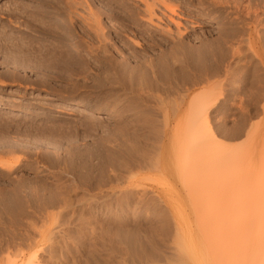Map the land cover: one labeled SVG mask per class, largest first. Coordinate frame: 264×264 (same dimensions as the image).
Wrapping results in <instances>:
<instances>
[{"label": "rangeland", "instance_id": "obj_1", "mask_svg": "<svg viewBox=\"0 0 264 264\" xmlns=\"http://www.w3.org/2000/svg\"><path fill=\"white\" fill-rule=\"evenodd\" d=\"M246 2L0 0V49L18 41L35 49L61 48L83 60L84 69L74 77L59 78L27 66L14 67L0 57V104L12 108L11 112L0 110V238L30 234L35 241H42L41 264H249V256L255 252L245 247L250 237L259 233L238 231L243 237L229 230L232 224L244 227L264 214V195L260 193L264 186V48L258 50L256 58L250 51L244 52L248 45L244 46L240 58H229L233 76L220 74L221 78L204 81L207 86L203 82L196 88L184 84V90L179 91L174 83L176 90L172 85L169 95L143 88L138 91L143 96L141 104L134 100L132 90L124 94L119 88L102 87L100 81L113 63L116 68L134 66L141 69L139 73L154 65L153 71L165 76V68L159 66H165V56L174 54L181 44L185 47L188 41L189 45L198 44L200 38L217 45L221 52H227L223 42L232 40L228 45L235 49L233 42L247 40L252 32V37L259 36L264 44V7L258 6L260 10ZM151 6L154 12H149ZM251 9L259 13L251 16ZM89 10L104 29L101 37L86 20L91 18ZM245 13L249 14L248 22ZM256 14L260 19L254 23ZM70 20L71 27L67 25ZM46 25L57 32L48 29L45 33ZM237 28H243L239 32L244 33L237 40L227 36ZM60 29L66 37L60 36ZM216 40L219 44H214ZM240 59H244L242 65ZM104 60L109 65L104 66ZM185 89L194 94L201 89L212 91L220 100L209 112L212 134L206 139L209 142L200 141L202 146L191 140L194 131L188 132L189 139H181L184 143L188 139V146L174 140L173 133L183 132V126L193 127V114H187V105L178 107ZM174 90L178 96L171 92ZM153 93L150 105L146 96ZM155 95L163 100L155 99ZM63 99L89 110L62 105ZM125 100L134 108H127ZM158 101L174 103L175 109L168 105V126L163 111H155ZM143 107H147L146 113ZM16 110L23 113L16 114ZM188 118L191 123L185 125ZM223 159L231 164H222ZM238 185L243 188L237 189ZM47 198L51 204L38 211V199ZM33 227L41 235L34 234ZM238 246H244V252ZM10 257L20 259L17 253Z\"/></svg>", "mask_w": 264, "mask_h": 264}, {"label": "bare ground", "instance_id": "obj_2", "mask_svg": "<svg viewBox=\"0 0 264 264\" xmlns=\"http://www.w3.org/2000/svg\"><path fill=\"white\" fill-rule=\"evenodd\" d=\"M244 1H247L249 4H250V6L251 7H253V6H256V7H258V6H263L264 7V0H235V2H244ZM233 2V1H232ZM246 2V3H247ZM230 3H231V1H230ZM229 3V6L230 5H232L233 3H231L230 4ZM249 4H247V5H249ZM241 5H243V4H241ZM223 6H225V5H223ZM175 7V6H174ZM241 7V6H240ZM248 7V6H247ZM246 7V8H247ZM251 7H249V8H251ZM263 7H261V8H263ZM169 11H171L172 13H174L175 12V9L173 8V7H166ZM232 8V7H231ZM236 8V7H235ZM259 8V7H258ZM257 8V9H258ZM233 9H234V4H233ZM242 9H243V6H242ZM244 9H245V6H244ZM248 9V8H247ZM253 9V8H252ZM252 9H251V11H252ZM255 9V8H254ZM260 9V8H259ZM264 9V8H263ZM148 10H149V12H152L153 11V7L151 6L150 8H148ZM261 10V9H260ZM236 11V10H235ZM240 11V10H239ZM249 11L250 10H248L247 12L249 13ZM263 11V10H262ZM261 11V12H262ZM89 14H91L90 16H91V18L90 19H86V20H89V22H90V25H94L95 26V29L94 28H92L94 31L97 29L98 30V32H96V34L98 35L99 34V37H101V32H103L104 31V29H102L101 28V25H100V21H99V19L98 18H96V16L94 15V13H92V10H89ZM154 12V11H153ZM241 12V11H240ZM239 12V13H240ZM242 12H243V10H242ZM244 12H246L245 10H244ZM253 12V11H252ZM254 12H256V11H254ZM250 13V14H252L251 16H254V14L255 13ZM236 13V12H235ZM247 13V14H248ZM256 13H259V11L258 12H256ZM262 13H264V12H262ZM237 14H238V12H237ZM246 14V13H245ZM244 14V15H245ZM247 14H246V21L249 19V16H247ZM152 15H154V14H152ZM249 15V14H248ZM258 14H256V16H257ZM260 15H261V13H260ZM263 15V14H262ZM242 16V15H241ZM241 16H240V18H241ZM250 16V17H251ZM264 16V15H263ZM263 16H261V17H263ZM258 17V16H257ZM257 17H253L254 19H256ZM260 17V16H259ZM257 18L256 19V21L254 22V23H257L258 22V20L260 19V18ZM248 18V19H247ZM252 18V17H251ZM250 18V19H251ZM237 19V23H238V19H239V17L238 18H236ZM242 19V18H241ZM152 20V19H151ZM151 20H149V22H151ZM263 20H264V17H263ZM262 20V21H263ZM245 21V22H246ZM251 21H252V19H251ZM251 21H250V23H251ZM242 22H244V19H242V21H241V23ZM248 22V21H247ZM253 22V21H252ZM261 22V21H260ZM66 23V22H65ZM236 23V24H237ZM240 23V22H239ZM262 23V22H261ZM87 24H88V22H87ZM67 25H69L70 27H71V25H72V21L70 20L68 23H67ZM89 25V24H88ZM238 25V24H237ZM241 25V24H240ZM239 25V26H240ZM247 25V24H246ZM255 25V24H254ZM254 25H253V27H254ZM261 25V24H260ZM49 26H51V25H49ZM48 25H46L45 27V29H44V32L45 33H47L49 30H52V31H50V32H54V31H56L57 32V30H54L53 31V29H51L50 27H49ZM244 26V25H243ZM242 26V27H243ZM264 25H262V27H263ZM52 27V26H51ZM68 27V26H67ZM91 27V26H90ZM248 27V26H247ZM258 27H260V26H258ZM238 28H240V27H238ZM237 28V29H238ZM244 28V31H246L245 30V27H243ZM243 28L242 29H238L237 31L235 30L232 34H229V35H227L228 37L229 36H233V37H235L236 38V40L238 39V36H241V35H243L244 33H242L241 34V32H239L240 30H243ZM49 29V30H48ZM71 29V28H70ZM236 29V28H235ZM249 29V28H248ZM61 30V29H60ZM96 30V31H97ZM258 30V29H257ZM256 30V31H257ZM63 30H61V32H62ZM49 32V33H50ZM59 32V34H60V36H61V34L62 35H65V37H66V34L64 33V31L61 33L60 31H58ZM247 33H248V31H246ZM258 32V31H257ZM257 32H255V35L257 34ZM104 33V32H103ZM260 34H258V35H262L263 33H261V32H259ZM252 34H254L253 32L252 33H249V37L247 38V40H244V39H242V40H240V38H239V40H237V41H235L234 39V41L235 42H233L236 46H238L237 48H236V46H234V44H233V46L235 47V49H233L232 48V45H228L229 44V42H232V40L229 38V40H231V41H229V42H226L225 40H226V38H225V40L224 39H222V40H224L225 42H223L224 43V48H226L227 49V52H221L220 51V49L217 47V45L215 46H213L212 45V43L211 44H208L207 43V41H205L204 42V40H202L201 38H200V40H199V43L197 44V43H194V44H188L190 41H188L187 42V44H186V49H185V47L183 46V44H181V46L176 50V48H175V50H174V54H172L171 52L169 53V56H165V57H167L165 60L164 59H162V61L164 62V67L162 66L163 65V63H162V65L161 64H159V66H161L162 67V69H164L165 70V76H159L158 74H157V71H153L154 70V65L152 66L151 64H149V65H151V68L149 67V66H147L146 67V69L147 68H150V69H147V70H145V71H143V72H140L139 73V71L141 70H136L137 68H135V69H133V67L134 66H132V68L130 67L129 68V63H128V67H118V68H116V67H113V65L115 64V63H113L112 64V66L111 65H109L107 62H108V60H104V61H106V63L104 64V66L105 65H109V67L108 68H106L105 69V73H103V74H105V76H104V78L102 79V80H100L102 83H101V85H102V87H112V88H119V89H121V90H123V92H124V94L126 93V91L128 90V89H130V90H132L134 93H135V96H134V100L136 101V100H139V99H142L143 100V96L142 95H140V93H138V91H140V90H142L143 88H146L145 90H147V91H149L150 90V92L151 91H153V90H156V91H160L161 92V90L163 91V93H169L170 92V90H172L174 87L176 88V85H177V88H178V90L180 91L182 88H183V90H184V88H185V85H187V86H192V87H194V88H196V87H198L199 85H201L202 84V82L205 84V86H207V85H209V84H206L207 82L209 83V80H213V79H211V78H221V77H218V75H220V74H223V73H225V74H223V75H226V76H231V74H232V76H233V73H232V68H234V67H232V63L230 62V60L233 58V59H235L236 57L238 58L239 56H242V54L240 53L241 52V49L243 48L244 49V46H246V45H248V48H249V50H248V48L246 49V47H245V50H243L244 52H247V51H250L251 53H252V55L254 56V57H258L259 56V53H258V50L260 51L262 48H264V44H263V40H261V38L258 36V37H252ZM247 34H245V36H246ZM254 35V36H255ZM264 35V34H263ZM244 36V37H245ZM63 37L64 36H62V39H63ZM71 37V36H70ZM99 37L97 36V38L99 39ZM263 37V36H262ZM73 38V37H72ZM242 38V37H241ZM264 38V37H263ZM68 39V38H67ZM75 41L77 40L76 38H73ZM70 40H71V38H70ZM192 40V39H191ZM198 40V39H197ZM228 40V39H227ZM73 41V40H72ZM71 41V42H72ZM245 41H247V44H243ZM77 42H79L78 40H77ZM196 42V41H195ZM217 42V43H216ZM216 42H214V44H219L218 43V40H216ZM220 42V41H219ZM7 45H4L1 49H0V57L1 58H3V59H5V61L7 62V63H9L10 65H12V66H14V67H22V68H24L25 66H27V67H29V68H31V69H34V70H41V71H43V72H45V73H47L48 75H54V76H56V77H74L75 75H77L78 73H80V71H83L84 69H83V67L81 66L82 65V62L81 61H83V60H81V61H79L74 55H71L70 53H68L67 51H64V50H62L61 48L60 49H58V48H55V49H51V48H49V49H45L44 47H41L40 49H35V48H33V47H31V46H25V44L22 42V43H20L19 41L18 42H16V43H11L12 45H9V42L8 43H6ZM75 44L77 45V44H79V43H76L75 42ZM221 44V43H220ZM135 46H138L137 44H134ZM178 44H176L175 46H177ZM78 46V45H77ZM220 46H222V45H220ZM226 46H228V47H226ZM222 50H226V49H223V47L221 48ZM182 50L184 51V52H182ZM219 50V54H218V51ZM93 51H95V50H93ZM172 51H173V49H172ZM242 51V52H243ZM93 53V52H92ZM179 53H181L180 55H178ZM171 54V55H170ZM241 54V55H240ZM239 55V56H238ZM243 55H245V54H243ZM164 56V55H163ZM247 56H249V55H247ZM164 57V58H165ZM235 57V58H234ZM245 57V56H244ZM161 58H163V57H161ZM229 58H231V59H229ZM240 58V57H239ZM246 58V57H245ZM263 58V57H262ZM103 59V58H102ZM101 58H100V60H102ZM242 60H244V59H242ZM242 60L240 59L239 61H240V64H241V62H242ZM248 60H250V59H248ZM110 61V60H109ZM161 61V60H160ZM246 61V60H245ZM103 62V61H102ZM159 62V61H158ZM235 62V61H234ZM233 62V63H234ZM110 64H111V62H109ZM160 63V62H159ZM236 63H238V62H236ZM235 63V64H236ZM244 63V62H243ZM84 64V63H83ZM86 64V63H85ZM103 64V63H102ZM158 64V63H157ZM234 64V65H235ZM245 64V63H244ZM243 64V65H244ZM253 64V63H252ZM117 65V64H116ZM156 65V64H155ZM237 65V64H236ZM239 65V64H238ZM237 65V66H238ZM242 65V64H241ZM254 65V64H253ZM256 65V64H255ZM258 65H259V63H258ZM103 66V65H102ZM251 66V65H250ZM249 66V67H250ZM87 67V66H86ZM107 67V66H106ZM154 67V68H153ZM245 67H247V66H245ZM259 67V66H258ZM145 68V67H144ZM235 68H236V66H235ZM157 69H159V68H157ZM161 69V68H160ZM161 69V70H162ZM237 69V68H236ZM238 69H240V68H238ZM251 69V68H250ZM255 69H256V67H255ZM142 70H143V68H142ZM164 70H163V72H164ZM235 70V69H234ZM233 70V71H234ZM258 70V72H259V69H257ZM257 70L255 71V73L257 72ZM160 71V70H159ZM236 71V70H235ZM234 73H236V72H234ZM162 74V73H161ZM160 74V75H161ZM258 73H256L255 74V76L254 77H256V75H257ZM163 75V74H162ZM258 76V75H257ZM210 78V79H209ZM216 78V79H217ZM223 78H224V80H225V78L226 77H224L223 76ZM257 78V77H256ZM252 79H254V78H252ZM234 80V79H233ZM233 80H231V81H233ZM204 81H207L206 83L204 82ZM213 82V81H212ZM220 82V81H219ZM230 82V81H229ZM234 82V81H233ZM100 83V82H99ZM176 84L175 86L173 85V84ZM221 83V82H220ZM219 83V84H220ZM185 84V85H184ZM217 84V83H216ZM227 84V83H226ZM225 84V85H226ZM229 84V83H228ZM230 84H231V82H230ZM234 84V83H233ZM254 84V83H253ZM172 85H173V88H172ZM213 85H215V84H213ZM218 85V84H217ZM232 85V84H231ZM184 86V87H183ZM204 86V87H205ZM220 85H218V87H219ZM222 86V85H221ZM201 87H203V85L201 86ZM200 87V88H201ZM211 87H212V83H211ZM174 88V89H175ZM191 88V87H190ZM215 88H216V85H215ZM224 88H225V86H224ZM213 89V88H212ZM218 89V88H217ZM144 90V91H145ZM176 90V89H175ZM171 91L172 93L173 92H177V91ZM182 90V91H183ZM186 91V93H188V95L187 96H185L186 95V93H185V95L183 96L184 98L182 99L181 97H179V98H181V101H179V102H181V103H179L178 101H177V103L176 104H178L179 106L178 107H180V108H182V107H184L185 105H187V114H193L192 115V117H191V120H193V123H191V121H190V123L191 124H193L192 126L193 127H191L190 125H188V128L190 127L191 128V130H188V128H187V125L186 124H190V123H188L189 122V118L185 121V122H187V123H185V125L186 126H183V127H185V128H183V132H185V134L183 135V132H182V130H181V132H175V133H173L174 134V140H178L179 141V139H180V141H182L181 139H183V138H188L189 139V136H190V134L191 133H189L188 134V132H191V131H194V135H192V139L191 140H194V141H198L197 143H199L201 146H202V143H200V141H202L203 142V144L205 143V140L208 138V139H210L211 137H210V135L212 134L211 133V127L209 126V115H210V111H212V110H214L215 109V107H217V102H218V100H219V98H218V96H216V94L214 93V92H212V91H206V90H203V89H201L202 91H200L199 93L197 92V94L195 93H193V91H190L189 89H185ZM210 90V89H209ZM216 90V89H215ZM219 90H221V88L219 89ZM222 90H223V86H222ZM247 90V89H246ZM113 91V90H112ZM115 91V90H114ZM182 91H181V94H182ZM232 91V90H231ZM230 91V92H231ZM242 90H240V91H236V92H239V94H240V92H241ZM116 93H118L117 91H115ZM122 92V93H123ZM155 92V91H154ZM225 92V91H224ZM234 92V91H233ZM243 92V91H242ZM245 92V91H244ZM261 93L263 92V90L262 91H260ZM145 93V92H144ZM149 92H147V94H148ZM152 93V92H151ZM174 93V94H175ZM232 93V92H231ZM245 93H247V92H245ZM249 93V92H248ZM253 93V92H252ZM259 93V92H258ZM123 94V95H124ZM127 94H128V92H127ZM142 94V93H141ZM173 94V95H174ZM224 94V93H223ZM242 94V93H241ZM244 94V93H243ZM250 94H251V92H250ZM264 94V93H263ZM118 95V94H117ZM122 95V96H123ZM131 95V94H130ZM130 95H127V96H129V97H131ZM153 95H154V93L152 94V95H147L146 96V98H147V102L148 103H150V102H152L153 103V101H151L152 99H154V97H153ZM169 95V94H168ZM172 95V94H171ZM176 95L178 96V94L176 93ZM175 95V97L177 98V96ZM221 95H222V93H221ZM237 95H238V93H237ZM119 96V95H118ZM121 96V97H122ZM126 96V97H127ZM155 96H158V95H155ZM165 97H166V94L164 95ZM224 96V95H223ZM223 96L221 97V98H223ZM259 96V95H258ZM125 97V98H126ZM168 97H170V96H168ZM174 97V100L176 99ZM52 99L51 100H55V98H53V97H51ZM138 98V99H137ZM161 97L160 96H158V97H155V99H160ZM171 98V97H170ZM169 98V99H170ZM178 98V99H179ZM189 98V101H187V99ZM250 98H251V96H250ZM255 98V97H254ZM257 98V97H256ZM255 98V99H256ZM259 98V97H258ZM129 99V98H128ZM131 99H133L132 97H131ZM162 99V98H161ZM160 99V100H161ZM168 99V100H169ZM252 99H253V97H252ZM261 99V98H260ZM126 100H127V98H126ZM125 100V101H126ZM134 100H133V102H134ZM163 100V99H162ZM171 100V99H170ZM169 100V101H170ZM173 100V99H172ZM254 100V99H253ZM129 101H130V99H129ZM166 102H168L167 101V98H166V100H165ZM255 101H257V99L255 100ZM254 101V102H255ZM65 102V103H64ZM121 102V101H120ZM122 102H123V100H122ZM127 102V104L126 103H124L125 105H127V108H130L131 106H133V105H131L130 107L128 106V101H126ZM133 102H131V104L133 103ZM139 102H140V100H139ZM170 102H172V101H170ZM219 102H220V100H219ZM218 102V103H219ZM60 103L62 104V105H66V103L67 104H69V105H74V106H78L79 108H85V107H82V105H81V103H76V102H73V101H64V99L63 100H61L60 101ZM130 103V102H129ZM137 103V102H136ZM143 103V102H142ZM121 104V103H120ZM140 104H141V102H140ZM155 104V106L154 107H158L159 108V106H160V109H158L157 108V110L155 109V111H163L162 112V114H164L163 116L165 117L164 119H165V122H166V126H168L169 125V119H170V115H169V113H168V111H167V109L169 108V107H171L172 106V108H174V106H173V104L172 103H164V102H162V101H158V104H156V103H154ZM176 104H175V106H176ZM244 104V103H243ZM254 104V103H253ZM124 105V106H125ZM134 105H136L135 103H134ZM143 105V104H142ZM142 105H140V106H142ZM146 106L148 105L147 103L145 104ZM150 105H151V103H150ZM156 105H158V106H156ZM168 105H169V107H168ZM222 105H224V104H222ZM246 105V104H245ZM249 105H250V103H249ZM122 106V105H121ZM247 106H248V104H247ZM123 107V106H122ZM121 107V108H122ZM138 107V106H137ZM148 107V106H147ZM147 107H143V113H146L145 111H144V109L145 108H147ZM152 107V106H151ZM220 107H221V105H220ZM223 107V106H222ZM242 107V106H241ZM246 107V106H245ZM249 107V106H248ZM250 107H252V106H250ZM249 107V108H250ZM257 107V106H256ZM133 108H134V106H133ZM140 108H142V107H140ZM150 108V107H149ZM153 108V107H152ZM247 108V107H246ZM14 109V108H13ZM86 109V108H85ZM132 109V108H131ZM139 109V108H138ZM175 109V108H174ZM219 109V108H218ZM224 109V108H223ZM230 109H233V108H230ZM0 110L1 111H4V113L5 112H11L12 111V108H9V107H7V106H4V105H1L0 104ZM15 110V109H14ZM89 110V108L88 109H86V111H88ZM119 110V109H118ZM141 109H139V111H140ZM154 110V109H153ZM170 110V109H169ZM177 110H178V108H177ZM86 111H85V113H86ZM123 111V110H122ZM125 111V110H124ZM129 111H131V110H129ZM139 111H137V113L139 112ZM147 112L148 111H151V110H149V109H147L146 110ZM16 114H21V112L23 113V111H21V110H16V111H14ZM165 112V113H164ZM153 113H155L156 114V112H154L153 111ZM159 114H160V112H158ZM171 113H173L172 111H171ZM123 114V113H122ZM140 114H141V111H140ZM148 115H149V113H147ZM173 114H175V113H173ZM185 114H186V112H185ZM125 115V114H124ZM138 115V114H137ZM154 116V114H151L150 113V116ZM172 115V114H171ZM16 116H18V115H16ZM152 116V117H153ZM156 116H158V114L156 115ZM156 116H154V117H156ZM174 116V115H173ZM120 117H122L121 115H120ZM127 117V116H126ZM151 117V118H152ZM172 117V116H171ZM188 117V116H187ZM128 118H130V117H128ZM148 118H150V117H148ZM184 118H186L185 116H184ZM125 120V119H124ZM133 120H134V118H133ZM150 120V119H149ZM151 120H153V118L151 119ZM172 120V119H171ZM137 121V120H136ZM155 121V122H154ZM154 124L157 122V120H156V118L154 119ZM127 122V121H126ZM125 122V123H126ZM130 122H131V120H130ZM152 122V121H151ZM121 123V122H120ZM129 123V122H128ZM128 123H126L125 125L127 126V124ZM138 123V122H137ZM152 124V123H151ZM150 124V125H151ZM153 124V125H154ZM129 125V124H128ZM132 125V124H131ZM135 125H137L136 123L133 125V126H135ZM153 125H151V126H153ZM156 125H157V123H156ZM156 125H154L155 127H156ZM128 127H130V126H127V128ZM155 127H153V128H155ZM158 127V126H157ZM157 127H156V129H157ZM126 128V127H125ZM126 128V129H127ZM166 128V127H165ZM193 128V129H192ZM206 128L208 129V131L206 132ZM123 129H124V127H123ZM178 129V128H177ZM125 130V129H124ZM123 131V130H122ZM127 131V130H126ZM158 132V131H157ZM206 132V133H205ZM135 133V132H134ZM211 133V134H210ZM188 135V137H187V135ZM209 134V136L207 137L206 135H208ZM127 135V134H126ZM128 136V135H127ZM213 136V135H212ZM129 137V136H128ZM187 139V140H188ZM187 140H186V142H187ZM177 141V142H178ZM178 142V143H184L183 141L182 142ZM190 141V140H189ZM188 141V142H189ZM206 141H210V140H206ZM172 142H174V141H172ZM176 142V146L178 145V143ZM186 142L184 143V144H186ZM208 142H206L207 144H208ZM213 142H214V140H213ZM214 143H216V142H214ZM214 143H213V145H214ZM210 144V143H209ZM217 144V143H216ZM187 145V144H186ZM186 145H184V146H186ZM189 145V144H188ZM187 145V146H188ZM212 145V146H213ZM180 146H181V144H180ZM188 148V147H187ZM183 149H185V147H183L182 148V150ZM129 150H132V149H129ZM175 150V149H174ZM176 151H177V148H176ZM184 151V150H183ZM184 153V152H183ZM131 155V154H130ZM187 155V154H186ZM185 155V156H186ZM187 157V156H186ZM225 158V157H224ZM232 158V157H231ZM140 160V159H139ZM221 160V159H220ZM220 160H218V161H220ZM223 160H225V159H223ZM227 160L228 159H226L225 160V163H222V164H226V162H227ZM232 160V159H231ZM222 161V160H221ZM178 162H176V164H177ZM181 163V162H180ZM184 163V162H183ZM228 163V162H227ZM229 163H230V161H229ZM228 163V164H229ZM234 163V162H233ZM236 163V162H235ZM238 163V162H237ZM236 163V164H237ZM139 164V163H138ZM231 164V163H230ZM183 165H186L185 163L183 164ZM238 165H239V163H238ZM235 166V165H234ZM182 167V166H181ZM232 167V166H231ZM240 167V166H239ZM183 168H186L185 166L183 167ZM176 169V168H175ZM250 169V168H249ZM178 170V169H177ZM239 170H240V168H239ZM261 170V169H260ZM186 171V170H185ZM250 171V170H249ZM182 172V171H181ZM248 172V171H247ZM252 172V171H251ZM250 172V173H251ZM239 173H241V172H239ZM249 173V175H253L255 172L253 171L252 173L253 174H250ZM184 174H186V173H184ZM234 176V175H233ZM245 175H242V177H244ZM247 176V175H246ZM246 176H245V178H246ZM254 176V175H253ZM235 177V176H234ZM238 177V175L235 177V178H237ZM182 178V177H181ZM248 178L249 177H247V180H248ZM254 178V177H253ZM238 179V178H237ZM257 179V178H256ZM243 180V179H242ZM184 181V180H183ZM235 181V180H234ZM233 181V182H234ZM242 182H245L244 180L242 181ZM241 182V184H243ZM262 182V181H261ZM235 183V185L236 184H239V183H236V181L234 182ZM224 185V184H223ZM234 185V184H233ZM234 185V186H235ZM244 185V184H243ZM243 185L241 186V185H238V187H236L237 189L241 186V188L240 189H242L243 188ZM260 185V184H259ZM226 186V185H225ZM245 186V185H244ZM263 186V185H262ZM227 187V186H226ZM234 188V187H233ZM245 188H247V187H245ZM257 188V187H256ZM263 189L260 191V193H263V195H264V186L262 187ZM227 189V188H226ZM251 189V188H250ZM249 189V191H253V189H255V188H253V189H251L250 190ZM228 190V189H227ZM240 191V190H239ZM238 191V192H239ZM246 191V190H245ZM232 192H234L233 190H232ZM241 192V191H240ZM244 191L242 190V193H243ZM246 192H248V191H246ZM253 192H255V191H253ZM233 194V193H232ZM51 197V196H50ZM53 197V196H52ZM245 198L246 197H244V200L243 201H247V199L245 200ZM55 199V198H54ZM53 200V199H52ZM53 202V201H52ZM238 202V201H237ZM51 204V199H49V198H47L46 199V201H43L42 199H38V204H37V208L36 209H38V211H40V210H42L43 211V209H44V207L46 206H48L47 204ZM56 204V203H55ZM52 205H53V203H52ZM55 206V205H54ZM49 207H50V205H49ZM48 207V208H49ZM51 207H53V206H51ZM37 211V210H36ZM37 211V212H38ZM41 211V212H42ZM36 212V213H37ZM257 218V217H256ZM253 222V223H252ZM252 222H250L251 224L250 225H248V224H246V225H244V227H243V225H240V224H232V226L230 227V232H232L233 230H234V232H232V233H236V234H234L235 236H237V233H238V236L240 235H242L243 236V234H240V233H243V232H241V231H244V230H248L247 231V233L249 232L250 233V231L251 232H258L259 234L258 235H256V236H254V237H250V240H249V242L247 241V243H249V245H247L248 247H245V248H249L248 250H250V251H254L255 253L253 254V255H251V256H249V264H264V231L263 230H261V228L264 226V214H261L260 215V217H258L257 219H255V220H253ZM245 224V223H244ZM30 225H32V223L30 224ZM29 225V226H30ZM236 225V226H235ZM239 225V226H238ZM32 226H35V225H32ZM235 226V227H234ZM237 227V228H236ZM224 228H226V226L224 227ZM232 228V229H231ZM234 228V229H233ZM239 228V230H236V229H238ZM28 229V228H27ZM222 230H223V228H222ZM224 230H228V228L227 229H224ZM232 230V231H231ZM235 231H237V232H235ZM238 231H240V233L238 232ZM30 232H32V231H30ZM33 233L34 234H38V235H41V232H40V230L39 229H36L35 227H33ZM244 234L246 235V232H244ZM244 237V236H243ZM247 238H249V236L247 237ZM242 239V238H241ZM240 242H241V240H239ZM40 242H42V241H35L34 239H33V237H31V235L30 234H28V235H26V234H24V235H21V236H19L18 238H15V237H2V238H0V256H4L5 257V259H0V264H41V260H40V258H41V253L42 252H44V249L42 248V246H41V244H40ZM239 242V243H240ZM242 243V242H241ZM240 243V244H241ZM242 245V244H241ZM238 247H240L239 249H241V247H244V246H238ZM244 249V248H243ZM242 250V249H241ZM243 252H244V250H242ZM232 252V251H231ZM239 252H240V250H239ZM12 253H17L18 255H19V260L17 261V260H15V259H13L12 257H10V254H12ZM229 253V252H228ZM234 253V252H233ZM245 255V254H244ZM13 257H15V256H13ZM244 257V256H243ZM239 259H240V257H239ZM238 259V260H239ZM244 260V259H243ZM240 261V260H239ZM247 264V263H246Z\"/></svg>", "mask_w": 264, "mask_h": 264}]
</instances>
